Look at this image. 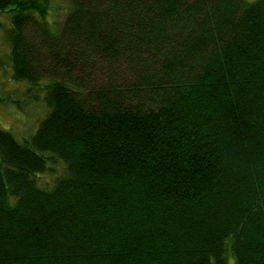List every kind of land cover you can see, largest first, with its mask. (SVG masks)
Wrapping results in <instances>:
<instances>
[{
	"label": "trees",
	"instance_id": "1",
	"mask_svg": "<svg viewBox=\"0 0 264 264\" xmlns=\"http://www.w3.org/2000/svg\"><path fill=\"white\" fill-rule=\"evenodd\" d=\"M50 1L0 0L48 108L0 125V264H264V0Z\"/></svg>",
	"mask_w": 264,
	"mask_h": 264
},
{
	"label": "rangeland",
	"instance_id": "2",
	"mask_svg": "<svg viewBox=\"0 0 264 264\" xmlns=\"http://www.w3.org/2000/svg\"><path fill=\"white\" fill-rule=\"evenodd\" d=\"M254 2L256 0H246ZM48 20H63L68 11L66 0H51ZM0 26V125L14 131L19 138H28L32 134L42 117L45 116L48 108L43 102L27 100L26 90L28 85L24 82H15L12 79V67L10 62V44L8 41L7 29L9 28L8 16H1ZM21 99L25 103L20 110L13 101ZM29 99V98H28ZM20 111H24L23 113ZM54 169L39 178L40 184L44 187H52L54 180L63 175L64 166L57 163ZM227 264H235V258L231 251H228Z\"/></svg>",
	"mask_w": 264,
	"mask_h": 264
}]
</instances>
